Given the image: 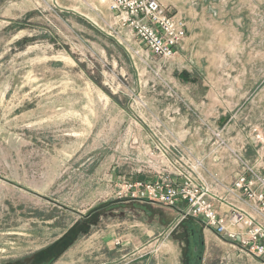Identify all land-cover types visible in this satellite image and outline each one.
Masks as SVG:
<instances>
[{"label": "rangeland", "instance_id": "obj_1", "mask_svg": "<svg viewBox=\"0 0 264 264\" xmlns=\"http://www.w3.org/2000/svg\"><path fill=\"white\" fill-rule=\"evenodd\" d=\"M176 1L163 5L188 41L161 61L100 0H0V264L71 247L83 264H185L200 225L119 201L121 179L153 180L162 154L186 151L226 184L238 154L264 177V0ZM201 228L197 264H261Z\"/></svg>", "mask_w": 264, "mask_h": 264}, {"label": "built area", "instance_id": "obj_2", "mask_svg": "<svg viewBox=\"0 0 264 264\" xmlns=\"http://www.w3.org/2000/svg\"><path fill=\"white\" fill-rule=\"evenodd\" d=\"M100 1L107 5L112 25L128 31L147 57L169 61L182 49L187 22L160 0ZM258 159L263 161L264 147ZM219 160L215 156L213 163ZM235 161L240 171L226 184L207 169L203 158L187 151L172 157L162 154L155 179L124 176L116 199L176 208L181 219L197 222L231 248L264 264V177L241 154Z\"/></svg>", "mask_w": 264, "mask_h": 264}, {"label": "crops", "instance_id": "obj_3", "mask_svg": "<svg viewBox=\"0 0 264 264\" xmlns=\"http://www.w3.org/2000/svg\"><path fill=\"white\" fill-rule=\"evenodd\" d=\"M162 3L167 0H160ZM176 0H174V3H175ZM177 2V1H176ZM175 5V4H174ZM166 6V5H165ZM187 22V21H186ZM187 32H189V24L187 22ZM187 41H188V38L184 41L183 43V48L182 50L184 49V47L186 46L187 44ZM187 139V138H186ZM180 141V146H183V148H191L192 146V143H191V140L187 139L185 142L183 141V139L179 140ZM189 150V149H188ZM190 151V150H189ZM194 155V154H193ZM207 166V165H206ZM207 169L210 170L211 172H215L217 173L219 176H220V173L221 171L223 170L221 168V163L217 166H215V168H210L209 166H207ZM235 171V170H234ZM234 175V174H233ZM221 177V176H220ZM235 177V176H234ZM111 233H107L106 235H104V237H107V239H111ZM106 241V240H105ZM230 247V246H229ZM89 249V248H88ZM87 249V250H88ZM233 249V248H232ZM76 250L73 251V247L69 248L64 254L63 256L60 258V261H56V263L54 264H83L84 262V257H81L79 258L78 257H75L74 254H75ZM79 249L77 251V253H79ZM234 253H236L237 255L239 256H248L242 252H239L238 250H235L233 251ZM79 255V254H78Z\"/></svg>", "mask_w": 264, "mask_h": 264}, {"label": "trees", "instance_id": "obj_4", "mask_svg": "<svg viewBox=\"0 0 264 264\" xmlns=\"http://www.w3.org/2000/svg\"><path fill=\"white\" fill-rule=\"evenodd\" d=\"M195 229L192 230V228L187 229V233L190 236H193V246L195 248V251H197L198 253V260L200 261L202 259V253H203V240H202V236H201V227L200 226H195Z\"/></svg>", "mask_w": 264, "mask_h": 264}, {"label": "flooded vegetation", "instance_id": "obj_5", "mask_svg": "<svg viewBox=\"0 0 264 264\" xmlns=\"http://www.w3.org/2000/svg\"><path fill=\"white\" fill-rule=\"evenodd\" d=\"M194 230V229H193ZM188 246H187V253L185 254V264H197L198 260V253L195 251L193 246V236L188 237Z\"/></svg>", "mask_w": 264, "mask_h": 264}]
</instances>
